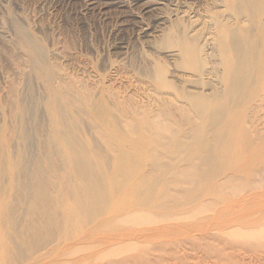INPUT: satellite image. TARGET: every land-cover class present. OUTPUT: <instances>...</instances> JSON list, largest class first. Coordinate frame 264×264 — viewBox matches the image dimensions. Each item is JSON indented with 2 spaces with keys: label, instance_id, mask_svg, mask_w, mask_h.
Wrapping results in <instances>:
<instances>
[{
  "label": "rangeland",
  "instance_id": "obj_1",
  "mask_svg": "<svg viewBox=\"0 0 264 264\" xmlns=\"http://www.w3.org/2000/svg\"><path fill=\"white\" fill-rule=\"evenodd\" d=\"M225 9L222 0H0L3 194L23 128L33 142L48 127L51 79L58 87L65 78L60 85L75 92L59 86L56 93L70 103L60 118V225L45 228L39 246L24 243L17 221L26 205L16 202L21 208L12 214L13 198L0 219V264H249L263 257L264 151L251 143L264 145V104L248 105L244 136L225 147L190 101L213 98L224 87L213 17ZM22 36L44 50L50 80ZM182 47L203 48L202 56L189 57ZM15 90L26 108L23 124L9 103ZM152 114L171 126L169 138L148 128ZM186 168L194 177L176 182ZM227 175L235 181L215 185ZM88 185L98 188L90 199L83 192ZM107 212L111 219L101 221Z\"/></svg>",
  "mask_w": 264,
  "mask_h": 264
},
{
  "label": "bare ground",
  "instance_id": "obj_2",
  "mask_svg": "<svg viewBox=\"0 0 264 264\" xmlns=\"http://www.w3.org/2000/svg\"><path fill=\"white\" fill-rule=\"evenodd\" d=\"M222 1L225 3L227 9L223 11L220 10L222 12L217 13L213 17L215 25H216V30H217L215 36L213 37V40L215 41L213 44H214V52L219 60L218 62L219 67L222 70L220 81L223 82L224 87H221L222 85L221 84L222 82H221L220 83L221 85L219 87L223 89H221L217 94L215 93L216 95H213L214 96L213 98H211L212 96L209 97L206 95H196L190 98V101L193 104V106H195V108L197 109L196 111V109L194 108V111L196 113L195 115L196 116L203 115L204 117H207L204 124L210 126V130H212L217 135L219 140L226 141L225 147H229L230 145L233 144L235 140L238 142L239 138H242L244 136L242 135L243 129L242 131H240L241 129L240 122L241 120H243L244 116L247 115L246 111H248L249 108L251 107L248 105L250 103H253L255 105V103H257L258 101H262V103L264 104V0H222ZM22 40H23V43L27 46L28 53L32 55L34 58L36 57L37 63H35V66L38 64V68L40 69L41 74L48 75V79L50 80L51 79L50 75L43 70L44 66H46V63H45L46 56H45L44 50L42 48L37 47L35 44L29 42L27 38H25V36H22ZM209 40H210V37L206 39V45H209ZM182 49H183V52L186 53V55H188L189 57H193V58H197L198 56L201 57L202 52H203V48L182 47ZM24 56H26V54ZM19 70L17 71V75H20L19 77H21V75L24 74L23 72L25 70L22 71L23 69L21 68V71H22L21 73L23 74L21 73L18 74V72H20ZM50 74L52 76L53 73L51 72ZM15 76L13 78H15ZM19 77L16 76V79H19ZM13 78H11L12 82H13ZM64 79H61L63 80V83H64ZM61 80H60V84L62 83ZM53 81L54 80L51 79L52 83ZM51 82H49V86L51 89L49 91L50 97L46 104V108L50 112L49 122L46 121L48 122V127H47V123L45 122L46 123L45 125L47 127L45 132H43L41 128L39 129L36 128L37 129L36 132H38V130H41L40 132H43V133L39 132L40 135L37 134L38 137L36 136L32 142L31 141L32 133H29L30 130L28 131L27 129L23 128L26 126V124L25 126H21L24 131L23 143H20L21 145H18L19 149H18V153L16 154V157L8 161L9 168L12 172V181H11V184L8 186L9 188L8 192L3 194V191L0 186V219H2L6 214H8L7 206L10 208V206L14 202L15 204L19 203L20 205L25 204L26 207L23 206L24 207L23 211L24 210L26 211L25 213L26 216L24 218L21 217V219L17 221L20 223V226L18 228L20 230V233L18 237L24 243L35 245V246H39L40 244H42L39 239L42 235L41 232L45 228L50 226L51 224L54 225L57 222V219L60 217V214L58 213V210H59L58 190L59 189L63 190L61 187L62 185H60L61 188L57 190L58 184L59 183L63 184V182H59L60 179L64 177L62 176V172L60 170V168L63 167L60 165L62 161L60 163L59 156H58L59 150H60V142H62L61 141L60 118L66 113V111L69 108L70 103H67L68 100L64 97V95L62 99H60L61 92H59L60 96L56 94L59 90L58 87L60 86L61 88L62 86L59 84V86L56 87L55 85H52ZM57 82L59 83V81ZM69 83H70L69 81L66 82V85H70ZM71 86L72 85L69 86L70 87L69 90L67 89V86L66 87L63 86L62 89L65 88V90L67 89L68 91L71 90L70 92H74L72 90L73 86H72V89H71ZM16 90H15V93L10 94L9 103H11L10 107H11V111L13 115L17 117L18 119H20L21 123L23 124V122L25 121L24 118L26 114V108L22 104H20L21 102L19 101V97L16 93ZM45 94L43 96H46ZM66 94L67 93H65V95ZM87 98L88 97H86V99ZM70 99L73 100V98H70ZM89 101L90 100H87V103ZM253 101H256V102H253ZM71 103H73V101H71ZM87 103L86 102L84 103L86 104L85 107L87 106ZM259 103L261 102H258L257 104ZM261 104H259V106L262 107L263 104L262 105ZM34 105L35 103H33V106ZM77 106L79 105L77 104ZM85 107L84 109L86 110L88 107L86 108ZM256 107H254V109L252 107L251 110L253 111L256 110L257 112H259L258 114H260L261 110L264 109L263 108V109L258 110L256 109ZM28 113H29V110H28ZM262 113L264 112H261V119L264 121V118H262V115H263ZM29 114L31 115V117H32V114L35 115L34 113L32 114L29 113ZM39 116L40 115H38V118ZM160 116L161 115H156V114L146 116V120L148 118L147 121L149 122L148 128L154 131H158L159 137L163 136L164 138H169V131L172 128L169 124L159 121L158 119L161 118ZM250 116L254 117V119L256 117V116H253L252 114ZM41 118L42 117L40 116L39 119ZM259 118L255 120L259 121L260 120ZM27 119L28 118H26V120ZM39 119L38 120L36 119L37 121L36 125L39 124L38 123L40 122ZM41 123H44V122L41 121ZM45 125L43 124L42 126H45ZM27 127H28V124H27ZM29 140L30 142H28ZM31 142L32 144L30 145ZM261 144L259 145V143L258 144L256 143L255 145H257V147L256 146L254 147L253 142H252L251 143L252 150H254L255 152L264 151L263 150L264 145L262 147ZM26 148H27V151H31L30 153L29 152L27 153L29 154L34 153L33 155L31 154L32 158L29 157V154L28 155L26 154L25 152ZM66 162L68 163L72 162V158H69L68 160H66ZM180 176H181L180 178H177L174 180H176V182L190 180L194 177V174L188 168H186V170L182 174H180ZM233 181H235L233 180V176L227 175L225 176V178L224 177L219 178L216 181L215 185L218 187H224ZM26 188L27 190H25ZM14 190H17L18 193L15 194ZM96 191H98V188L97 186L95 187L94 185L85 186L83 190V192H85L86 194L87 199H90ZM65 195L66 197H68L67 194ZM13 198L14 200L11 203ZM61 198H63V194ZM19 204H17V206L16 205L13 206V208L15 207L16 209H18L19 207L20 209L21 206ZM65 207L67 209L69 208L68 206H65ZM15 208H14V213L12 212V214L17 213V212L15 213L16 211ZM9 210L11 211V209ZM10 213L11 212H9L8 220L11 219ZM67 213L65 214L66 216H68ZM110 215H111V212L105 213V217L101 218L102 219L101 221L103 222L109 221L111 219ZM13 216L14 215H12V217ZM66 216H65V219L67 220V224H70L72 221V218L70 217L67 219ZM66 220L64 221V225H66ZM58 224L59 223L55 224L56 228ZM45 232H43V234ZM263 234L259 236L261 239L264 240ZM36 239H38V241H36L37 243H34L33 241H35ZM248 243L249 242L246 241L245 244H248ZM39 257L44 258L45 255L40 254ZM256 257H252L253 259L255 258L254 262L256 260L259 261L262 258L264 259V255L263 257L262 255H259V256L256 255ZM253 259L250 260V263L249 262L248 263L253 264L251 263ZM124 260L121 259L123 263H124ZM126 261H129V260L127 259L125 260V262ZM260 261L262 262V260ZM116 262L114 263L116 264ZM259 262L258 264H260ZM254 264H256V262Z\"/></svg>",
  "mask_w": 264,
  "mask_h": 264
}]
</instances>
